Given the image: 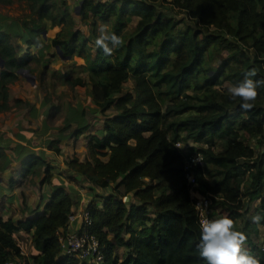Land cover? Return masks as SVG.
<instances>
[{
  "label": "trees",
  "instance_id": "obj_1",
  "mask_svg": "<svg viewBox=\"0 0 264 264\" xmlns=\"http://www.w3.org/2000/svg\"><path fill=\"white\" fill-rule=\"evenodd\" d=\"M19 1L30 11L21 20L29 52L55 48L52 56L62 63L58 78L73 89H90L102 113L116 111L106 118L102 138L86 137L88 159L68 162L90 185L112 190L86 207L93 221L89 230L105 250L103 264H205L196 251L195 194L211 197L212 218L230 217L234 230L245 236L244 247L264 264V246L251 238L260 234L264 220L255 224L249 218L244 229L238 223L253 202L260 201L256 214L264 216V0H172L189 17L190 22L183 20L185 29L179 28L182 20L160 12L159 0H83L79 15L85 23L91 19L90 38L75 30L69 0ZM134 17L139 18L136 28L125 31ZM99 21L123 41L110 56L97 48L95 55L90 47ZM55 29L52 43H44L45 32ZM35 57L22 60L13 36L0 30V113L13 108L10 85ZM75 57L85 64L61 72ZM252 69V78L261 83L254 106L243 111L240 99H229L220 87L240 82ZM129 80L135 82L134 91L124 92ZM189 112L195 114L185 116ZM219 140L224 144L216 152ZM183 141L199 146L186 154L176 146ZM3 151L0 146V160ZM191 156L201 160L189 169ZM23 172L44 174L42 184L53 185L46 159L29 154ZM191 172L194 183L188 179ZM130 194L136 203L123 199ZM74 207L72 194L58 187L33 218L18 223L0 218V264L20 254V243L33 264H87L62 253L60 234L69 227ZM116 246L129 249L123 260L114 255Z\"/></svg>",
  "mask_w": 264,
  "mask_h": 264
},
{
  "label": "rangeland",
  "instance_id": "obj_2",
  "mask_svg": "<svg viewBox=\"0 0 264 264\" xmlns=\"http://www.w3.org/2000/svg\"><path fill=\"white\" fill-rule=\"evenodd\" d=\"M82 1L83 0H76L74 2L69 1V7L74 14L76 22L75 30H80L86 38H90L92 32L91 19L85 23L82 21V17L76 14V8L80 6ZM94 1L98 2L99 0ZM170 2H172V0H159L157 5L160 12L177 20H182L179 28L185 29V23L190 22L189 17L187 14L176 9ZM29 13L30 11L25 1L15 0L8 5L0 4V30L8 32L13 36V42L18 47V56L24 60L30 56L36 55L34 59L29 61L28 65L30 68H24V72H20L18 80L10 85V97L13 108L8 112L0 113V142L8 139V142L14 144L9 152L3 151L5 157L0 160V180L4 181L3 173L10 171L9 169L11 168V170H14L13 172H16L18 170L17 168H20V171H22V173L20 172V176L16 179L17 182L13 184L10 183L11 185L9 184L10 188H13L14 184L17 185L13 190H16L18 194L21 193L23 202L21 211H23L24 214L22 216L18 213L17 215L16 213H12V216H17L15 219L26 218V211L29 208L31 200H33H30L31 195L33 196L32 198H35V201L33 200L32 202L36 203L39 200V196L43 194L42 177H45V175H25L23 172L24 158L29 154L40 157L42 150H45V156L42 154L41 156L43 157L41 158L47 160L57 176L61 175L65 179L71 181L74 177V172L68 167V162L72 158L85 161L89 155V151L86 149V137L76 139L74 135L77 131V119L81 117V112L79 111L84 110V112L90 114L94 113L93 111L96 109L90 97V89L87 87H76L73 89L69 85H65L58 78L59 71L57 69H60L62 63H58V59L60 60L59 56H52L56 52L55 48L51 47L49 50L43 48L41 53H38V51L29 52V45L27 43L29 36L24 31L21 24V20L29 15ZM138 21V17L132 18V21L126 27L125 31L134 30ZM99 23L102 22L99 21ZM55 32H53V30L45 32L43 36L44 43L51 44L52 36ZM92 41L90 47L93 48V53L96 55V48ZM50 60H52V62L49 67H46ZM221 62L222 58L219 57L216 59V64L219 65ZM74 64L83 65L85 62L82 58L75 57L73 60H69L64 64L65 66L61 68V72H66L73 67ZM3 69L4 62L0 58V71ZM26 70L27 72H25ZM82 75L84 77L88 76L87 73H82ZM31 77H35V81H32ZM134 87L135 82L129 80L123 86V91L132 92L134 91ZM226 87H228V84H225L224 87H220V89L225 90ZM16 100H19L18 105H15ZM88 110L90 111L88 112ZM114 114H116L114 110L106 113L99 112V117L97 118L105 121L107 117ZM194 114L195 112H189L186 113L185 116ZM68 136L72 137L65 142H60L62 138L64 139ZM182 136L184 137L185 133H182ZM256 142L257 139H254L252 145L257 146ZM223 144V141L219 140L215 147V151L221 152ZM179 145L182 146L179 148L186 154L191 152L192 147L196 148L199 146L186 141L179 143ZM23 146L25 147L23 148ZM15 148L17 149L16 152H14ZM21 149L23 151L30 150V152H26L22 156ZM259 150L260 149H257V152H259ZM20 158H22V160H20ZM106 159L107 158H103V160ZM75 180L76 183H81L77 178ZM50 188L52 187L50 186ZM90 188L92 187L88 185L84 187L86 191ZM96 188L97 187L93 189L95 190ZM109 191L111 193L112 190ZM194 196L197 200L201 199L198 194ZM11 198V194L8 193L1 197L0 208L5 203H9V200L12 201ZM123 199L128 204L137 202L132 194L124 196ZM259 205L260 201L249 204V214L238 221L241 229H244L249 218L256 214V209ZM260 229V234L253 233L251 238L255 244L264 246V226H261ZM136 231L140 232L138 226H136ZM127 238H129V236H126V239ZM128 251L129 249L126 247L116 246L114 255L123 260L125 258L124 255L127 254L126 252Z\"/></svg>",
  "mask_w": 264,
  "mask_h": 264
},
{
  "label": "clouds",
  "instance_id": "obj_3",
  "mask_svg": "<svg viewBox=\"0 0 264 264\" xmlns=\"http://www.w3.org/2000/svg\"><path fill=\"white\" fill-rule=\"evenodd\" d=\"M95 48L101 50L105 56H110L118 49L123 41L121 36L109 30L104 23H97L96 37L92 41ZM42 46V45H40ZM256 70H250L240 82L226 87L224 95L231 100L240 99L239 107L243 111L254 106L257 88L261 81L254 80ZM177 147H182L177 144ZM251 221L259 224L264 216L256 214ZM245 236L234 230L233 220L224 216L200 221V237L196 244V251L205 264H257L256 259L244 247Z\"/></svg>",
  "mask_w": 264,
  "mask_h": 264
},
{
  "label": "crops",
  "instance_id": "obj_4",
  "mask_svg": "<svg viewBox=\"0 0 264 264\" xmlns=\"http://www.w3.org/2000/svg\"><path fill=\"white\" fill-rule=\"evenodd\" d=\"M71 2H74L76 0H69ZM98 2H105L104 0H99ZM92 99V102L94 103L96 109L93 111L94 113H86L83 111H79L81 112V117H78L77 119V131L82 130L81 135H79L78 137L75 136L76 139H81L82 137H87L89 135H96L99 136L100 138H102L105 135V121L98 119L97 117H99L98 113L101 112L100 109L96 106L92 96H90ZM90 110H88L89 112ZM85 116V117H84ZM92 116V117H91ZM101 120V121H98ZM76 131V132H77ZM72 136H68L65 137L64 139L62 138L60 142H65L68 139H70ZM22 143V142H21ZM14 144H11V142H8L7 140H4L3 142H0V146L3 147L5 149V151H10L12 149V146ZM21 147V144H20ZM25 146H23L24 148ZM37 149V148H36ZM45 149V148H42ZM86 149L88 150V141H87V145H86ZM17 149L15 148L16 152ZM26 152H30V150L28 151H23L21 149V153L22 156L23 154H25ZM43 154V156H45V150H42L41 152ZM42 154H40V157ZM88 159V158H87ZM20 160H22V158H20ZM12 161V160H11ZM21 162V161H20ZM66 167V166H64ZM12 169V168H11ZM4 172V181L0 180V198L5 196L7 193L11 194L12 198L9 203H5L1 208H0V218H4V219H12L15 223H18L20 221H23L27 218H33L36 214L41 213L44 209V206L46 204V202H48L50 200V197L53 193V190L58 188V187H63L65 188L68 192H70L75 200V207H74V211H78L81 210L85 207L88 206V204L95 198H97V196H101V197H105L106 195L110 194L109 190H105V189H101V188H96L95 190L93 188L92 185H90L86 179L78 174L74 173V177L78 179L79 182H81L80 184L76 183V182H71L68 179H65L64 177H62L61 175H56L54 173V171L52 170V174H53V179H52V183L53 185L51 186L52 188H50V186L48 184H44L43 185V194L41 196H39V200L38 202H32L33 200L35 201V198H32L33 196L31 195L30 197V204H29V208L26 211V218H17L15 219L17 216V213L23 216V211H21L22 207H23V202L21 199V193L18 194L16 192V190H13L14 187H16L17 185H13V188L9 187L10 183H16L17 182V178L20 176V172L22 173V171H20V168H17L18 170L16 172H13L14 170H11ZM23 175V174H22ZM44 179V176L42 177V180ZM41 181V180H40ZM8 184V185H7ZM11 185V184H10ZM81 185V186H79ZM85 185L92 187L90 188L88 191H86V189H84ZM86 191V192H85ZM109 191V192H108ZM25 208V207H24ZM12 213H16V217L12 216ZM20 216V217H22Z\"/></svg>",
  "mask_w": 264,
  "mask_h": 264
},
{
  "label": "built area",
  "instance_id": "obj_5",
  "mask_svg": "<svg viewBox=\"0 0 264 264\" xmlns=\"http://www.w3.org/2000/svg\"><path fill=\"white\" fill-rule=\"evenodd\" d=\"M199 156H191L188 161V168L200 162ZM190 183H194V173L188 175ZM211 197H201L196 202L199 223L202 219L212 218ZM93 225L91 212L85 207L74 211L69 216V227L62 231L60 240L62 253L70 258H77L82 263L103 264L105 262L104 247L100 240L90 232L89 228ZM7 264H33L26 247L20 243V254Z\"/></svg>",
  "mask_w": 264,
  "mask_h": 264
},
{
  "label": "water",
  "instance_id": "obj_6",
  "mask_svg": "<svg viewBox=\"0 0 264 264\" xmlns=\"http://www.w3.org/2000/svg\"><path fill=\"white\" fill-rule=\"evenodd\" d=\"M83 3L81 2V4H80V6H78L77 8H76V14H80V8H81V5H82ZM56 31V29L55 30H53V32H55ZM56 33V32H55ZM55 36V34L52 36V37H54ZM57 51L59 52V55H60V57H62L63 56V53L61 52V50H60V48L58 47L57 48ZM59 63V62H58ZM20 72H24L23 70L22 71H20ZM25 72H27V70L25 71ZM32 78V81H35V77H31Z\"/></svg>",
  "mask_w": 264,
  "mask_h": 264
}]
</instances>
